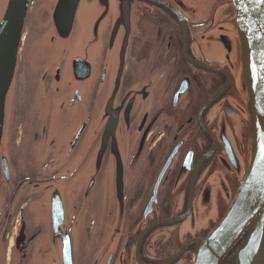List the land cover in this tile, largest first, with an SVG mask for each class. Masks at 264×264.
<instances>
[{
	"label": "flooded vegetation",
	"instance_id": "1",
	"mask_svg": "<svg viewBox=\"0 0 264 264\" xmlns=\"http://www.w3.org/2000/svg\"><path fill=\"white\" fill-rule=\"evenodd\" d=\"M117 1L136 16L116 102L118 130L124 128L127 95L135 90L136 95L130 118L126 112V213L110 264H192L198 242L219 224L252 162L249 121L237 86L240 49L233 9L229 0ZM98 84L90 87L87 114L97 105ZM16 127L23 131L22 124ZM81 127L66 141L72 148L51 143L55 148L44 164L29 165L24 157L25 171L15 166L14 189L0 210V264H39L53 248L41 245L44 231L33 232L27 222L32 198L22 197L19 187L25 179L43 181L37 185L43 189L32 192L57 190L64 196L71 263H95L107 218L81 211L73 197L80 172L72 165L81 161L89 133ZM245 235L220 264H230ZM52 253L57 259L51 264H64L58 248Z\"/></svg>",
	"mask_w": 264,
	"mask_h": 264
},
{
	"label": "water",
	"instance_id": "2",
	"mask_svg": "<svg viewBox=\"0 0 264 264\" xmlns=\"http://www.w3.org/2000/svg\"><path fill=\"white\" fill-rule=\"evenodd\" d=\"M229 4L240 49L237 86L245 101L253 155L225 215L198 242L192 264H220L245 232L230 264H264V0ZM135 24L133 10L117 0H0V210L14 189V160L25 157L29 165L44 164L55 148L51 143L72 148L66 141L85 126L89 133L81 161L75 159L72 165L80 172L72 193L81 211L107 218L105 240L94 264L111 263L126 213L123 166L130 154L126 112L130 118L136 90L125 99L123 129L116 128L115 116ZM98 82L97 105L87 114L90 87ZM16 124H22L23 131ZM25 168L21 163L18 170ZM42 183L25 179L19 185L21 196L32 198L28 224L33 232L44 231L41 245L53 246L39 264L57 259L52 253L57 248L64 264H72L64 196L57 190L46 195L32 192L43 189L37 187Z\"/></svg>",
	"mask_w": 264,
	"mask_h": 264
},
{
	"label": "rangeland",
	"instance_id": "3",
	"mask_svg": "<svg viewBox=\"0 0 264 264\" xmlns=\"http://www.w3.org/2000/svg\"><path fill=\"white\" fill-rule=\"evenodd\" d=\"M18 109L21 110V111H22V109H23V102H22V100H21L20 98H19ZM14 162H15V166H16V163H18V164L21 165V161H20V160L17 161V159H16V160H14ZM16 173H19V172H16Z\"/></svg>",
	"mask_w": 264,
	"mask_h": 264
}]
</instances>
